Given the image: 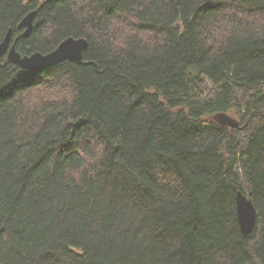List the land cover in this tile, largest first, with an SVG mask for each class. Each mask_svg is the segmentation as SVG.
Segmentation results:
<instances>
[{
    "label": "trees",
    "instance_id": "16d2710c",
    "mask_svg": "<svg viewBox=\"0 0 264 264\" xmlns=\"http://www.w3.org/2000/svg\"><path fill=\"white\" fill-rule=\"evenodd\" d=\"M34 9L22 55L88 46L1 58L0 264H264V0H0V42Z\"/></svg>",
    "mask_w": 264,
    "mask_h": 264
},
{
    "label": "water",
    "instance_id": "95a60500",
    "mask_svg": "<svg viewBox=\"0 0 264 264\" xmlns=\"http://www.w3.org/2000/svg\"><path fill=\"white\" fill-rule=\"evenodd\" d=\"M47 2L51 0H46ZM37 10L29 11L18 24V28H24L23 32L16 37L13 43L12 31L9 29L0 42V62L5 56L7 62H11L23 69L36 71L47 67L55 66L63 61H71L77 64L83 62V52L88 46V40L84 37L68 36L63 39L56 48L48 53L33 52L29 55H22L15 46L20 37H28L33 29ZM215 120L229 127H238L239 122L236 118L226 112L215 115ZM235 210L240 232L243 236L249 234L257 220V211L250 197V193L245 194L241 190L236 191Z\"/></svg>",
    "mask_w": 264,
    "mask_h": 264
},
{
    "label": "rangeland",
    "instance_id": "374dc122",
    "mask_svg": "<svg viewBox=\"0 0 264 264\" xmlns=\"http://www.w3.org/2000/svg\"><path fill=\"white\" fill-rule=\"evenodd\" d=\"M227 114L230 115V116H232V117H234V118H236V116L233 113H227Z\"/></svg>",
    "mask_w": 264,
    "mask_h": 264
}]
</instances>
